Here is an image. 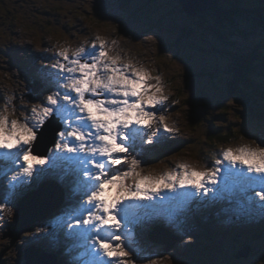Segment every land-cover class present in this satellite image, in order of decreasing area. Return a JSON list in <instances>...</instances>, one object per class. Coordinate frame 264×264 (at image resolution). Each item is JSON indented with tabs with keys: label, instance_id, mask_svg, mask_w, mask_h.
<instances>
[{
	"label": "snow or ice",
	"instance_id": "snow-or-ice-1",
	"mask_svg": "<svg viewBox=\"0 0 264 264\" xmlns=\"http://www.w3.org/2000/svg\"><path fill=\"white\" fill-rule=\"evenodd\" d=\"M115 45V40L97 36L60 47L46 69L47 94L23 116L9 119L0 111V166L7 169L10 193L0 210L7 209L18 187L37 177L59 176L70 185L72 199L53 227L79 242V264H137L134 225L159 215L174 220L190 199L219 198L235 185L258 197L252 203L264 215V129L255 147L223 148L210 169L182 163L160 174H144L138 158L144 145L180 129L162 111L169 97L161 77L121 56ZM40 142L51 144L45 154L35 151ZM113 189L116 195L110 196ZM161 192L167 195L161 197ZM158 197L160 204L179 203L160 211ZM40 233L51 235L48 228H38L27 237Z\"/></svg>",
	"mask_w": 264,
	"mask_h": 264
},
{
	"label": "rangeland",
	"instance_id": "rangeland-1",
	"mask_svg": "<svg viewBox=\"0 0 264 264\" xmlns=\"http://www.w3.org/2000/svg\"><path fill=\"white\" fill-rule=\"evenodd\" d=\"M225 2H231L234 0H224ZM145 2L147 0H133L132 1V8L128 10V12L132 13V11L135 8H139L141 12L145 13V15H133L136 19L138 17H142L141 20L143 22H136L133 27L135 28V33H131V37H128L123 34L124 41L121 42L120 47H115L116 51L120 52L121 56L125 58H131L134 63L142 64L145 67H148V61L149 59V65L153 63L158 69L165 70L168 75H179L186 70V62L193 58V60L200 62L203 59V55H206L209 60L213 61V57L208 54L207 50H205L203 47V43L206 39H210V36H213L211 32L207 29V32L204 35L199 34L198 36H191L190 38L192 40H196V44H199L198 50H195L194 52H191L190 50L187 51V53L184 51L183 47H188L190 43L184 44L185 42L182 41L183 46L178 45L180 50L176 53L177 59L175 60L171 55L169 54H159L157 51V44L159 42H162L163 38L166 39L167 37L164 36L163 31L160 30V33L162 34L159 39L157 40L156 37L150 38L148 41L144 39H140L139 36L136 35V32H139L143 30L146 26L148 27L149 21H147V18L150 16H154L160 25H164L166 29H170L174 27L175 25H182L187 20L184 18L186 15L182 12H177L175 8L170 7L169 5L173 2V0H165L164 5L161 3L159 5V11H171V15L175 16V22H172L168 20V18H164L163 21L160 19L159 13L156 9H148L146 12H144L140 7L144 6ZM67 0H0V28H4V30H9L11 26H5L6 24L10 23L14 19H18L20 21L29 22L32 24V27L26 28L28 31H24L23 36L19 35V39L22 41L23 37L26 42L32 41L35 37H37V34L40 33L45 27L50 28L53 32H55L58 36H62L63 39H71V35L73 32H79L80 33H87L89 31H95L92 29H86L82 24L78 23L79 20L76 17L75 12H69L68 8L65 7L63 9V13L55 12L52 15H46V12L43 9H40L43 4L50 5V6H57L59 4H66ZM38 12H40V17L35 16ZM150 16H149V15ZM210 18V17H209ZM81 22V21H79ZM85 23V22H84ZM193 25H197L198 23L196 21H192ZM117 23H113L108 27H105L101 30H98L99 32L111 34L114 32L118 33ZM157 29V28H155ZM166 30V35H171V33ZM200 30V29H199ZM181 31V28H180ZM194 43V42H191ZM187 50V49H186ZM206 52V53H205ZM205 53V54H204ZM197 62H194L193 65L190 68V71L193 73L198 74L199 72V66ZM201 85V84H200ZM175 86L182 87V85L179 83V81H175L173 85H171L172 88ZM222 86L225 87V85ZM193 87V86H191ZM224 91V92H223ZM223 91L221 89L216 90L215 94H211L209 92L208 94H205L203 97L207 100H211L214 103H218V101H222L223 104L228 106L227 109H224L225 106H214V112L213 116H218L223 111L227 110V117L231 120H236V118L239 116V113L234 109V107H238V102L233 100V96L229 95L228 92L223 88ZM214 97V98H213ZM213 98V99H212ZM202 107L206 106L202 102ZM177 116V115H175ZM246 119V118H244ZM247 121V120H246ZM203 130L199 131L196 130V127L193 126L191 130H188L185 134L188 136H193L195 133L200 134L202 136ZM195 145V150H191V153L182 152V157H185L187 159H192L195 157L198 153V150L200 148V144H193ZM2 242V245L5 243H9V240H4V238L0 239ZM10 255L7 256L5 260V264L8 262H11V258L14 254V250H10ZM208 262L212 264H226L228 263L227 260H223V258H216V260H209ZM207 262V264H208Z\"/></svg>",
	"mask_w": 264,
	"mask_h": 264
},
{
	"label": "clouds",
	"instance_id": "clouds-1",
	"mask_svg": "<svg viewBox=\"0 0 264 264\" xmlns=\"http://www.w3.org/2000/svg\"><path fill=\"white\" fill-rule=\"evenodd\" d=\"M127 1V2H126ZM132 1L133 0H67V3L64 4H59L57 6H50L43 4L40 9H43L46 12V15H52L55 12L63 13V9L65 7L68 8L69 12H75L76 17L79 20L78 23L82 24L86 29H95L97 28L98 30H101L105 27L110 26L113 23H117L119 27L118 28V33H103L99 32L102 34L103 38L108 40L109 42L115 40L117 41H124L123 39V34L131 37V33H135L133 25L136 22H143L141 20L142 17H138L136 19L133 15H145V13L141 12L139 8H135L132 13L128 12L132 8ZM248 1L250 0H234L231 2H225L224 0H217V2L211 4L206 10L203 12H200L198 14H193L186 10L181 2V0H173V2L169 4H165V0H147L145 2L144 6H141L140 8L146 12L149 8L150 9H156L159 13L160 19L163 21L164 18H168V20L175 22V16L171 15V11L166 12V11H159V5L163 3L164 5H169L172 8H175L177 12H182L186 15L184 17L187 21L182 24V25H175L174 27L170 28L169 30L165 28V26L162 24L159 26L157 19L154 16H150L147 18L148 27L146 26L143 30L136 32V35L140 37V39H144L148 41L150 38L156 37L157 40L159 37L162 35L160 33V30L163 31V34L166 39L163 38L162 42H159L157 44V51L159 54H169L171 55L175 60L177 59L176 53L180 50L178 45L183 46L184 44L190 43L188 47H183L184 51L187 53L188 50L191 52H194L195 50H198L200 47L199 44H196V40H192L190 37L191 36H198L199 34L204 35L207 32V29L211 32L212 35H214V32L219 30L220 32V37L221 39L225 36H231L234 35V33H238V35H242L243 33L241 32L242 30L239 29L238 25H235V23L240 21L241 23H244L251 28L252 33H254V27L257 29H262L264 28H259V23L255 22V18L252 19V21L245 22V19L241 16H238L236 20L231 22L228 18L226 17H221V14L219 13V17L216 16L217 10H224L223 12H230V10L234 9H239L240 7H236L235 5H240L242 9L246 10L249 15L250 11L248 8ZM264 2V0H263ZM258 9L256 11V15H258L260 18L262 16L260 15V11L262 10L260 7H255ZM133 14V15H132ZM36 15H40V12H38ZM210 17V18H209ZM217 18H219L217 20ZM216 19V21H215ZM264 19V18H262ZM81 21V22H79ZM192 21H196L198 24L193 25ZM85 22V23H84ZM157 28V29H155ZM181 28V31H180ZM3 29V28H2ZM200 29V30H199ZM166 30H168L171 35H166ZM74 33V32H73ZM79 36H81L83 39H89L91 38V34L89 32L87 33H80L76 32ZM6 34V31L4 30L1 35ZM56 33L53 32L50 28L45 27L40 33L37 34V39L42 40V44L35 43L32 48L34 52H43L46 50V48L43 46L44 43H49L52 42L51 39ZM73 35V34H72ZM71 35V37H72ZM62 39V36H58V39ZM213 40V36H210V39H206L205 42L203 43L204 47H209L211 42ZM182 41L185 43L182 44ZM194 42V43H191ZM116 47V46H115ZM203 47V48H204ZM177 51V52H175ZM187 49V50H186ZM205 49V48H204ZM206 50V49H205ZM206 53V52H205ZM204 53V54H205ZM204 56V55H203ZM204 59V58H203ZM197 62L195 60L190 59L189 61L186 62V70L185 72L187 73L190 67L193 65L194 62H197L198 66L200 65V70L202 69V72L200 75H198V80H200L201 77H203L206 72L203 74V67H201V62ZM210 66L207 67L208 73L210 71H213L215 75L217 76L219 73V68L216 64V61H213V64H209ZM190 73V72H189ZM181 75H186V74H181ZM190 75H193L190 73ZM191 81L190 83H192Z\"/></svg>",
	"mask_w": 264,
	"mask_h": 264
},
{
	"label": "water",
	"instance_id": "water-1",
	"mask_svg": "<svg viewBox=\"0 0 264 264\" xmlns=\"http://www.w3.org/2000/svg\"><path fill=\"white\" fill-rule=\"evenodd\" d=\"M184 8L188 10L189 12L193 14H198L200 12H203L206 10L211 4L217 2V0H181ZM35 193H33L30 197L25 199L22 203L21 210L19 211V220H21V217H27L29 221H31V224H35L39 219L42 218V216H36L35 214H28L25 212L23 207L26 205H29L28 203L33 200L35 197ZM27 216H26V215Z\"/></svg>",
	"mask_w": 264,
	"mask_h": 264
},
{
	"label": "trees",
	"instance_id": "trees-1",
	"mask_svg": "<svg viewBox=\"0 0 264 264\" xmlns=\"http://www.w3.org/2000/svg\"><path fill=\"white\" fill-rule=\"evenodd\" d=\"M223 11L224 10H217L216 16L219 17V13H220L222 18L226 17L231 22L236 20L238 18V16L243 17L245 20L252 21L251 16L248 14V12L242 8L230 10V12H223ZM254 21L259 23V28H264V19L260 18V19L254 20ZM235 25H238L237 22L235 23ZM248 59H251V58H248V57H244V59L242 58L239 62V65L240 66H246L249 63ZM236 77H237V79L231 83L233 90L243 92V89L241 88V82L238 80L240 78V76L238 74H236ZM226 79H228L227 76H226ZM227 87H228V84H227ZM228 89H229V87H228ZM235 93H237V92H235Z\"/></svg>",
	"mask_w": 264,
	"mask_h": 264
},
{
	"label": "bare ground",
	"instance_id": "bare-ground-1",
	"mask_svg": "<svg viewBox=\"0 0 264 264\" xmlns=\"http://www.w3.org/2000/svg\"><path fill=\"white\" fill-rule=\"evenodd\" d=\"M242 48H243V46H240L239 51H241ZM248 49H249L248 47L243 48V51L245 50L248 53ZM262 98H264V95L263 94H262ZM3 191L4 192H8V185H5ZM253 228H254V226H253Z\"/></svg>",
	"mask_w": 264,
	"mask_h": 264
}]
</instances>
